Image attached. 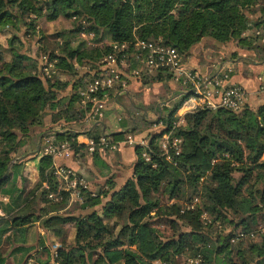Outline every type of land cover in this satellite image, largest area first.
<instances>
[{
	"label": "trees",
	"instance_id": "1",
	"mask_svg": "<svg viewBox=\"0 0 264 264\" xmlns=\"http://www.w3.org/2000/svg\"><path fill=\"white\" fill-rule=\"evenodd\" d=\"M255 4L259 13L251 8ZM61 15L78 19L70 33L93 32L98 41L107 33L110 41L67 40L61 51L41 46L38 56L24 49L23 25L34 24L36 17ZM9 24L15 56L8 64L0 62V264L40 263L39 254L33 262L27 259L37 245L49 251V244L42 233L30 242L31 227L40 223L61 235L57 225L66 222L74 224V239L55 248L59 264H154L158 259L174 264L185 253L201 257L204 264L264 263V100L256 106L245 101L238 110L201 107L179 124L177 110L192 93L181 90L168 114L153 120L164 127L150 133L146 146L135 144L132 175L118 187L113 175L97 190L82 187L81 206L73 213L64 211L71 194L54 172L52 154L38 148L43 132L51 142L67 140L80 151L86 147L77 139L80 132L114 142L137 127L124 122L126 129L107 133L102 124L86 125L92 105L81 103L80 90L108 71L103 58L116 51L113 42H129L128 70L142 65L133 43L137 37L162 38L186 56L207 35L238 40L264 53L259 36L244 35L251 25L264 27V0H0V26ZM2 47L0 41V60ZM44 54L54 61L55 71L70 78H59L54 69L47 75ZM259 58L264 61V54ZM77 63L89 67L80 73ZM151 78L165 81L172 73L159 70ZM113 88L123 89L119 84ZM46 115L53 124H63L38 131ZM82 124L83 131L78 127ZM164 133L182 138L179 153L170 148L172 159L156 142ZM93 154L100 157L99 147ZM37 157L39 179L30 184L23 168L27 159ZM197 195L201 201L187 207V200ZM6 241L12 245L7 252Z\"/></svg>",
	"mask_w": 264,
	"mask_h": 264
},
{
	"label": "built area",
	"instance_id": "2",
	"mask_svg": "<svg viewBox=\"0 0 264 264\" xmlns=\"http://www.w3.org/2000/svg\"><path fill=\"white\" fill-rule=\"evenodd\" d=\"M254 32L264 42V27H255ZM133 43L134 48L138 51V59L142 63L140 67L128 70L130 67L129 42H113V47L116 51L108 53L103 58L108 71L97 76L81 88V103H91L92 105L87 115L89 122H100L104 118L110 90L113 87L118 84L122 88L125 87L131 75L140 76L146 68L155 71H169L172 73L173 79L188 87L186 90H192V93L184 99L177 110L178 119L176 123H185L186 114L201 107L218 108L224 106L237 110L243 107L246 101V91L241 84H225L224 79L221 77L209 78L202 75L195 68L190 67L187 62V56L175 45L165 43L162 38L142 37H137ZM121 54L122 56H120ZM43 58L46 61L45 69L47 71L54 69V61L49 60L47 54H44ZM163 136L164 140L160 147L167 158L172 159L170 148L172 147L175 153H179L182 138L180 136L171 137L170 133H164ZM124 139L132 145L137 143L147 145V139H137L131 132H127ZM117 146L118 141H110L108 136L103 135L99 140L91 137L86 149L93 153L97 147L116 148ZM71 152H73V148L69 141L65 140L58 144L49 142L43 148L42 153L52 154L54 172L61 186L69 190L71 196L80 197L82 196V187L88 186L87 177L73 166L60 164L55 161L58 155H69ZM143 155L146 159H150L149 151L144 150ZM50 196L57 197L55 193H50ZM197 201L198 196L186 203V205L189 208H193ZM240 235L244 236L245 233L240 231ZM55 246L57 248L59 245L56 244ZM53 254L54 256L56 255V249ZM192 259V264H204L201 257H193ZM33 261L30 260V262ZM52 264L59 263L54 259Z\"/></svg>",
	"mask_w": 264,
	"mask_h": 264
},
{
	"label": "rangeland",
	"instance_id": "3",
	"mask_svg": "<svg viewBox=\"0 0 264 264\" xmlns=\"http://www.w3.org/2000/svg\"><path fill=\"white\" fill-rule=\"evenodd\" d=\"M252 10L258 11L259 13V5L255 4L252 7ZM77 20L75 17H65L63 15L59 16L56 19H48L45 16H40L36 17L35 23L32 25L25 24L22 26V28L19 30V32L22 34L23 39H24V49L27 50L29 53L33 55H39L40 52V47L41 46H47L49 49L52 50H60L61 51V45L65 44V42L68 40L71 43L75 44L78 43L81 39H84L88 44H102L103 42H109L110 41V35L105 34L103 36L104 38L102 41L97 40V36L93 32H88V31H82L78 34H73L70 33L68 29L75 27L77 24ZM11 25H3L0 26V40L3 41V47H2V54H3V59L0 60L2 64H8L14 59V50L11 46H9V37L12 35L11 31ZM251 30V37L252 36H257V34L254 32L255 27L254 25H251L250 27ZM9 31V35H6L4 31ZM59 30H65L64 34L55 36L54 33ZM207 37V38H206ZM214 41L217 43L218 39H215L214 37H208L205 36L202 38V40L198 41L195 43L194 47L195 48H201L205 46V48L195 56L193 55V59L199 60L200 64L202 65L203 69L207 68V54L205 56L204 50H207L211 45L212 42ZM262 41V40H261ZM61 44V45H60ZM249 48V49H248ZM261 48V47H259ZM249 50V51H248ZM260 49L258 47L255 48H250L249 46H245L240 43V48L238 52L240 54H246L250 57L252 55L257 56L258 58L262 56L264 53L259 52ZM214 54H216V57L219 58L218 54L213 51ZM194 59V60H195ZM45 61V59H44ZM219 62V61H218ZM46 63V61L44 62ZM77 67L80 73H83L88 67L89 63H85L84 65H80L77 63ZM190 67H193L190 65ZM50 69L47 71L45 67H43V71L47 74L50 75L51 72L55 71V69ZM149 72H153V75L157 73V71L148 69L146 68L144 72L140 75L138 81V85L131 84L128 86L129 83H127L126 86H128L129 93L128 91L126 92H120L121 95H118V97L114 96H109L108 101H107V109L105 111V116L104 120L108 123V130H122L126 129L127 126L125 125L124 122L129 121L133 125H137V127L131 131V133L135 137H145V140L149 137L150 133L152 132H157L160 131L164 126L163 123H157L153 122V120H156L160 114L166 115L168 114L173 100L179 96L181 90H186L188 87L186 85H183L182 83L176 81L175 79L171 78L165 81H157L153 80L151 76H148L146 79H143L146 74ZM56 75L59 76V78L63 80H68L70 78V74L66 72H61L59 70L55 71ZM264 73V69L260 68L259 71L255 70L252 71L251 69H245L244 74L245 75H252L253 77H259V75H262ZM264 75V74H263ZM261 82H256L255 86L252 87L251 92L248 95V92H246V101L250 103L252 106H256L259 102L264 100V96L258 98V92H262L264 95V79L258 78ZM132 80V79H131ZM260 83V84H259ZM236 84V83H234ZM115 88H113L114 90ZM246 91V89H245ZM67 93V91H64ZM165 105V106H163ZM49 115H46V118L44 120V123L38 127V131H47L48 128L51 127H58L63 124V121L59 123L53 124L51 120L48 117ZM79 128L86 127L85 125H80L78 126ZM47 132H43V134L46 135ZM43 134L39 137L38 141V146L40 144V150L49 143L51 142L48 139V136H44ZM163 134L157 138V143L159 142V138H161ZM139 139V138H138ZM43 140H47L43 144ZM49 140V141H48ZM53 143V142H51ZM58 144V143H54ZM34 147V143L32 146H28V148ZM75 150V149H74ZM23 151V148H21L17 154H20ZM40 152V153H42ZM101 167V166H99ZM76 169V168H75ZM78 170V169H77ZM79 171V170H78ZM35 173V172H34ZM240 173L236 172V175H239ZM12 182H10L8 185H11ZM33 184V183H32ZM198 196V201L199 203L201 201V197ZM71 201V200H70ZM188 202L190 200H187ZM185 201L184 203H186ZM79 209V208H78ZM205 214V218L208 219V213L204 212L203 215ZM37 223L36 225L38 226ZM165 224H162L161 227L163 229L168 228L167 226H164ZM264 225V224H263ZM263 232H264V226H262ZM35 229V227H34ZM46 231L47 229H43ZM33 233L35 230H32ZM62 234L58 235L56 232L53 231H46L47 235H50L49 237L58 242H62L65 244H69L73 241L74 235H73V223L70 222L67 226H64L62 228ZM261 237V235L257 234L254 238L256 240ZM49 242V239L48 241ZM12 248V245L10 241H6L3 243V250L5 252L9 251ZM51 249V248H50ZM49 251H42L39 253L40 256V263L38 264H46L47 261H49L48 264H52V261L54 260V254L52 253V250ZM34 256V255H33ZM191 255L188 254H180L177 256L175 263L174 264H192L193 262V257H190ZM37 257V256H36ZM36 257L34 256V260H36ZM154 264H165L161 260H155ZM14 264V263H12ZM213 264V263H211Z\"/></svg>",
	"mask_w": 264,
	"mask_h": 264
},
{
	"label": "crops",
	"instance_id": "4",
	"mask_svg": "<svg viewBox=\"0 0 264 264\" xmlns=\"http://www.w3.org/2000/svg\"><path fill=\"white\" fill-rule=\"evenodd\" d=\"M4 33L6 35H9L8 30L4 31ZM244 35L246 36L253 35L251 34L250 28L244 31ZM204 37L205 36H203L202 38ZM1 42L4 43L3 41ZM211 42L212 45L207 50H204L205 56L207 54V58H208L206 69H203L199 60L195 59L196 57L195 55L200 53L205 48V46L201 48H195L194 47L195 44L192 45L187 55L188 64L193 66V68H195L198 72H200L202 75L206 77L209 78L221 77L224 79L225 84H234V83L241 84L246 89V92H248L249 95V93L252 90V87L255 86L256 82L257 81L261 82L258 78L260 77L264 79V75H263L264 73L262 75H259V77L258 76L253 77L252 75L249 74L245 75L244 70L251 69L252 71L255 72V70L259 71L260 68L264 69V61L260 60V58H258L255 55H252V57H250L246 54H240L238 52L240 48V43L238 40H229L226 42L218 40L217 43L214 41ZM213 51L216 52L219 58L221 59H218L216 57V54L213 53ZM193 55L195 56L194 57L195 60L193 59ZM146 75L147 77L148 76L152 77L153 72H149ZM139 77L140 76L131 75V77L128 80L129 83L128 86H130L131 84L138 85L139 83L137 80H139ZM143 79L146 78L144 77ZM128 86L123 87V89L120 91L119 89H114L113 93L110 94V96H114L117 98L118 95H121L120 92L128 91L129 93ZM263 96L264 95L262 92H258L257 95L258 98ZM127 122L130 123L129 121ZM97 124H102V130L104 132L107 133L111 132L108 130V123L104 120V118L100 122L87 121L86 125L96 126ZM82 129L84 128H80L81 131H83ZM116 130H112V131H116ZM90 138L91 136L85 132H80L79 135L77 136L78 141L80 143H84L85 146L87 145ZM136 138L145 139L144 136L136 137ZM158 140H159L158 145L160 146L162 144V141L164 140V136H162ZM45 142H47V140H43V144ZM99 153H100L99 154L100 157L95 158L94 154L89 152L86 149V147H84L80 151H75L73 149V152H71L69 155H58L55 158V161L57 163L70 165L78 169L80 173L84 174L87 177L88 187L92 190H97V188L104 185L106 180L112 175L114 176V179L117 183V187L120 186L126 180V178L132 175L133 165L136 160L135 145L129 144L125 139H121L118 141V146L116 148H110V147L99 148ZM38 159L39 157L27 159L23 168V175L27 177V180L30 184L32 183L34 184L39 179V171L37 168ZM70 200L71 201H69L64 211L69 213L76 212L78 208H80L81 206L82 196L78 197L76 195H73L71 196ZM0 212L3 213L2 210H0ZM69 223L70 222L58 223L57 227L62 230V228L64 226H67ZM43 229L44 228L40 224H38V226L37 225L32 226L29 234L30 235L29 241L36 242V238H39L40 236L39 233H42L44 235V240L46 244H49V249L51 248L50 250H52V253H54V250L56 248L55 245L56 244L60 245L62 242L52 240L49 237L50 235L46 234L47 230L44 231ZM32 230H35L34 233ZM73 230H74L73 231V235H74L75 232L74 224H73ZM48 239L49 242H47ZM41 249H42V245H37V247L31 251V255L34 256H36V254L38 255L42 251ZM34 256L33 257L30 256L27 260H34Z\"/></svg>",
	"mask_w": 264,
	"mask_h": 264
},
{
	"label": "water",
	"instance_id": "5",
	"mask_svg": "<svg viewBox=\"0 0 264 264\" xmlns=\"http://www.w3.org/2000/svg\"><path fill=\"white\" fill-rule=\"evenodd\" d=\"M39 148H40V144H39Z\"/></svg>",
	"mask_w": 264,
	"mask_h": 264
}]
</instances>
